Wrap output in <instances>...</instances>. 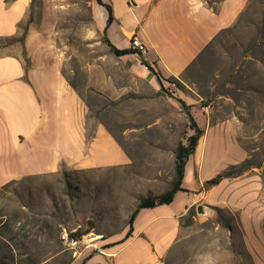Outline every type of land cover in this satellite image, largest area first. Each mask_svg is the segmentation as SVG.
<instances>
[{
  "label": "rangeland",
  "instance_id": "1",
  "mask_svg": "<svg viewBox=\"0 0 264 264\" xmlns=\"http://www.w3.org/2000/svg\"><path fill=\"white\" fill-rule=\"evenodd\" d=\"M210 1L215 5L220 0ZM105 21L106 12L95 0H31L21 25L28 23L35 50L58 61L75 88L90 89L111 76L122 110L141 103L159 107L151 88L132 77L103 41ZM119 26L112 23L106 34L126 46ZM2 54H24V47L2 39ZM200 70L193 78L202 89L178 85L171 94L159 90L176 100L165 114L176 125L171 139L186 143L190 133L177 101L180 95L203 128L186 164L188 176L202 181L199 190H193L198 198L164 264H264V0H248L235 23L210 43ZM132 90L143 91L147 99ZM86 102L92 109L107 105L96 96ZM240 162L248 164L240 175L202 188L205 180ZM128 176L123 171L93 176L61 170L2 186L0 264L26 259L38 264H103L101 257L112 244L105 238L118 235L131 204L142 196L135 191L146 187L144 180ZM75 233L81 236L73 240Z\"/></svg>",
  "mask_w": 264,
  "mask_h": 264
},
{
  "label": "crops",
  "instance_id": "2",
  "mask_svg": "<svg viewBox=\"0 0 264 264\" xmlns=\"http://www.w3.org/2000/svg\"><path fill=\"white\" fill-rule=\"evenodd\" d=\"M30 1L0 0V37L16 33ZM107 1L114 20L106 29L117 22L128 43L120 46L109 31L106 36L119 49L130 48L132 34L145 43V56L120 58L132 77L151 88L160 106L141 103L122 110L111 76L90 89L75 88L58 61L35 50L34 35L28 30L24 54L0 55V188L25 176L61 170L93 176L123 171L131 174L129 178L147 182L144 192L135 191L145 196L162 192L173 179L177 141L169 134L176 125L165 114L176 100L159 93L160 82L144 63L159 73L164 85V79H175L183 87L200 89L193 77L201 72L208 46L235 23L248 0H220L215 5L210 0H103ZM142 92L130 93L146 100ZM89 96L101 97L106 107L92 109L86 102ZM160 182L164 186L158 187ZM201 184L197 177L188 176L185 167L187 192L178 191L169 204L141 209L131 236L107 248L103 264H164L180 233V218L196 203L198 194L193 190ZM126 230L124 225L104 242L120 241Z\"/></svg>",
  "mask_w": 264,
  "mask_h": 264
},
{
  "label": "trees",
  "instance_id": "3",
  "mask_svg": "<svg viewBox=\"0 0 264 264\" xmlns=\"http://www.w3.org/2000/svg\"><path fill=\"white\" fill-rule=\"evenodd\" d=\"M96 3L100 6H102L106 12V21H105V27L103 29V41L108 46L111 53H113L117 57L125 56L128 54H134V51L129 49H119L115 47L108 37L106 36V28L107 26L114 20L112 7L109 3L103 2V0H95ZM30 22V19H28V23ZM28 23L25 25H21V22L18 24V29L15 34L10 36H4L0 37V40L2 39H11L13 42H18L22 47H24V39L27 34L28 30ZM145 66L150 70L156 78H158L161 88L165 93L171 94V90L178 87V82L175 79H164L165 82L171 83L172 81H176L175 87H169L165 86L161 80L159 73L150 65H147L144 63ZM180 103V106L185 114L186 120H187V127L190 131L189 135L186 138V143H183L182 141H179L175 148H174V176L173 179L170 181L169 185L165 190L162 192H156V193H149L145 196H139L137 199V202L134 206V208L129 213L126 227L127 230L125 232L124 237L115 243H112L110 245H107L106 247H111L116 244H119L126 240L128 237L131 236L133 231V221L138 214V212L143 208H152L155 206L163 205V204H169L173 201L175 194L178 191H184L187 192V189L183 187V180L185 175V167L188 161V158L195 152L196 147L198 145V141L200 137L203 134V128L199 126L197 123L191 108L189 105H187L183 100L178 99L177 100ZM248 168V164L244 162H240L238 164L229 165L226 168L222 169L220 172L216 173L213 177L207 179L203 183V189H209L213 186L218 185L223 179L225 178H232L240 175L243 171H245ZM5 186V185H4ZM3 186V187H4ZM193 215L192 213V207H190L187 211V214L180 218V224H188L189 221H183L186 217ZM1 227V226H0ZM87 231L86 233H88ZM81 236L79 233H75L74 237L72 236L73 240L78 239ZM85 261H82V264ZM17 264H38L37 261L33 259H26L25 261H20Z\"/></svg>",
  "mask_w": 264,
  "mask_h": 264
},
{
  "label": "built area",
  "instance_id": "4",
  "mask_svg": "<svg viewBox=\"0 0 264 264\" xmlns=\"http://www.w3.org/2000/svg\"><path fill=\"white\" fill-rule=\"evenodd\" d=\"M130 48L134 51L138 57H143L147 53V47L143 41H141L136 35L132 34L129 38ZM165 86L175 87L176 81H172L171 83H165Z\"/></svg>",
  "mask_w": 264,
  "mask_h": 264
},
{
  "label": "bare ground",
  "instance_id": "5",
  "mask_svg": "<svg viewBox=\"0 0 264 264\" xmlns=\"http://www.w3.org/2000/svg\"><path fill=\"white\" fill-rule=\"evenodd\" d=\"M92 239V238H91Z\"/></svg>",
  "mask_w": 264,
  "mask_h": 264
}]
</instances>
